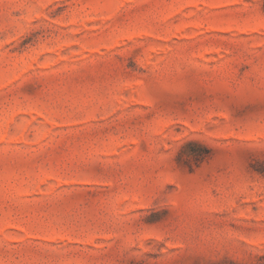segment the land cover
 Here are the masks:
<instances>
[{
  "label": "rangeland",
  "instance_id": "374dc122",
  "mask_svg": "<svg viewBox=\"0 0 264 264\" xmlns=\"http://www.w3.org/2000/svg\"><path fill=\"white\" fill-rule=\"evenodd\" d=\"M0 264H264V0H0Z\"/></svg>",
  "mask_w": 264,
  "mask_h": 264
}]
</instances>
